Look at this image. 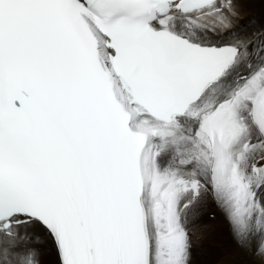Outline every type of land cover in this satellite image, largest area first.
Instances as JSON below:
<instances>
[{"label":"snow or ice","instance_id":"snow-or-ice-1","mask_svg":"<svg viewBox=\"0 0 264 264\" xmlns=\"http://www.w3.org/2000/svg\"><path fill=\"white\" fill-rule=\"evenodd\" d=\"M264 0H0V264H191L211 196L264 264Z\"/></svg>","mask_w":264,"mask_h":264},{"label":"rangeland","instance_id":"rangeland-1","mask_svg":"<svg viewBox=\"0 0 264 264\" xmlns=\"http://www.w3.org/2000/svg\"><path fill=\"white\" fill-rule=\"evenodd\" d=\"M214 204H215V202H214ZM205 205L206 204H204L203 206H205ZM205 207H207V206H205ZM199 211L200 212H198V213H199V215H201L202 211L201 210H199ZM205 216L207 218H209L208 213L205 214ZM223 218H224V220H223ZM210 224L211 225H209L208 223L202 222L201 225H205L206 228L199 227L198 229H196L195 233H193V235L195 236L194 240H196L194 242V244H196V247H198V248L197 249L194 248L192 250L193 256H192L191 264H197V263H195L194 259L197 257L200 258L201 257L200 253H203L206 256L208 255L207 257L210 258L207 264H225L226 262H231V261H232L231 263H233V264H239L241 259L244 257V253H246L245 252L246 249L238 247L237 242H235V240L233 238V235H231L229 232V228L227 226L228 221H227V219H225V216L219 217L218 220H213V222H211ZM209 229H211V230H209ZM212 230H213V232L211 233V236H210L209 232ZM197 240L200 241V244H198V245L196 243ZM215 249H217V250H215ZM230 251H232V252L230 253ZM196 252L198 253V255H196ZM225 254L227 256H225ZM224 256H225V259H224ZM233 256H234V258H233ZM247 258H249V259H247V260L242 259L243 261H246L245 264H259L257 259H253L254 257H251L250 255H248ZM224 260L225 261L228 260V261L225 262ZM235 262H237V263H235ZM243 263L241 262L240 264H243ZM200 264H201V262H200Z\"/></svg>","mask_w":264,"mask_h":264},{"label":"bare ground","instance_id":"bare-ground-1","mask_svg":"<svg viewBox=\"0 0 264 264\" xmlns=\"http://www.w3.org/2000/svg\"><path fill=\"white\" fill-rule=\"evenodd\" d=\"M238 11H239V13H240V15L242 16V17H244L245 18V20L247 19V18H249V17H256L258 20L259 19H264V3H260V2H256V3H247V2H241V3H238ZM203 199V202H204V204H206L205 206H207V208H209V210L208 211H206V212H202V214L201 215H199V213L197 212V215H196V218L194 219V221H193V223L190 225V227H191V229H192V234L193 233H195V231H196V229H198L199 227H200V225H201V223L202 222H205V223H208L209 225H211L210 223L211 222H213V220H218L219 219V217H221V216H224V214L220 211V209L216 206V204H214V202H213V200H212V198H211V196H206V197H204V198H202ZM200 212V211H199ZM209 212H213V215H214V219H209V218H207L206 216H205V214H207V213H209ZM221 215V216H220ZM226 219V218H225ZM223 220H224V218H223ZM226 221V220H225ZM227 223V222H226ZM208 226V225H207ZM228 228H229V232H230V234L232 235V233H231V231H230V226H229V223H228ZM204 228H206V227H204ZM209 230H211V229H209ZM213 232V230L212 231H210L209 232V234H210V236H211V233ZM194 236V235H193ZM195 238V237H194ZM229 238V237H228ZM211 239V238H210ZM235 240V239H234ZM196 240H194V242H195ZM226 242V241H225ZM236 242V241H235ZM197 245L198 244H200V241L199 240H197ZM238 245V244H237ZM225 246V245H224ZM192 250L194 249V248H198V247H196V244H192ZM238 247H240L239 245H238ZM241 248V247H240ZM239 248V249H240ZM215 250H217V249H215ZM198 251V250H197ZM222 251V250H221ZM229 252V251H228ZM227 252V253H228ZM232 251H230V253H231ZM245 252L247 253H244V257L242 258L243 260H247V259H249V258H247V256L248 255H250L251 257H254L253 259H257V261L259 262V258L258 257H256L255 255H254V252H255V247L253 246V248L251 249V250H248V249H246L245 250ZM239 253V252H238ZM218 254V253H217ZM196 255H198V253L196 252ZM192 256H193V254H192ZM200 258H195L194 259V261H195V263H199L200 264V262H201V264H207L208 263V261H209V259L210 258H208L205 254H203V253H200ZM225 256H227L226 254H225ZM225 256H224V259H225ZM229 256V255H228ZM223 258V257H222ZM228 258V257H227ZM233 258H234V256H233ZM221 259V258H220ZM241 259V261L239 262V264L242 262H244L243 264H245V262L246 261H243ZM223 260V259H222ZM225 261V260H224ZM226 261H228V260H226ZM225 261V262H226ZM215 262V261H214ZM219 262V261H218ZM221 262V261H220ZM232 262V261H231ZM231 262H226L225 264H233V263H231ZM235 263H237V262H235Z\"/></svg>","mask_w":264,"mask_h":264}]
</instances>
